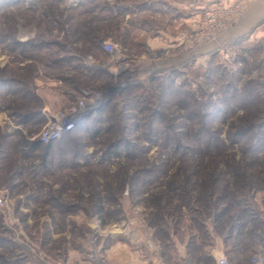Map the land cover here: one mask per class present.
Wrapping results in <instances>:
<instances>
[{
    "label": "rangeland",
    "instance_id": "1",
    "mask_svg": "<svg viewBox=\"0 0 264 264\" xmlns=\"http://www.w3.org/2000/svg\"><path fill=\"white\" fill-rule=\"evenodd\" d=\"M144 1L95 0L97 7L110 4L113 8L111 12L96 8L100 18H95L96 13L81 12L91 6L85 0H0V78L15 80L13 86L0 85V189L6 197L5 206L0 209V264H196L187 254L184 241L176 236L175 248L163 256L162 245L148 221L154 218L158 204L168 200L160 180L166 182V171L173 174L182 169L191 173L200 168L196 171L202 176L207 174L205 167L227 176L232 190L245 196L250 206L239 239V247L245 250L227 254L225 249L233 247V241L225 243L217 237L209 252L215 258L227 255L230 264H250L254 253L264 251V136L257 143L252 132L249 137L256 141L251 139L247 145L228 142L223 152L198 160L174 156L177 140L167 143L165 138L167 133H173L172 126L176 131L182 130L185 114L189 109L193 113L197 98L209 101L224 97V86L229 81H235L238 96L251 89L249 86L244 90L243 86L252 79L260 92L250 90L244 108L228 113L224 121H212L208 124L210 130L219 131L228 141L235 127L250 125L264 115V26L242 40L225 38L224 33L223 38L230 40V53L227 49L222 53L220 47L211 43L209 50L204 52L202 47L192 54L180 41L181 32L197 19L189 8L191 0L185 1V8L193 20L180 26L166 20L167 16L174 19L175 13L166 16L156 9L162 8L160 4L145 8ZM81 27L85 31L93 29L96 39L90 34L84 37ZM162 29L175 38V45L169 43L171 48L149 42L155 36L165 39V35H160ZM36 37L56 43L37 50L18 44ZM105 41L114 43L117 52L99 54L94 43L101 42L104 47ZM59 45L64 46L63 51ZM181 52L188 57L182 59L178 56ZM62 56L74 58L61 64H44ZM178 68L171 76L175 87H181L186 97H191L185 102L189 108L178 103L177 96L171 100L163 97L164 106H157L166 116L162 122L151 120V109L160 101L156 98L161 92L158 83L152 82L131 96H149L150 101L146 102L151 109H140L133 99L115 97L100 119L94 120L97 133L90 130L73 136L80 153L73 163V156L62 149L56 151L55 160L52 155L47 157L49 164L44 168L42 149H31L29 143L21 141L38 138L51 114L67 109L82 91L103 94L101 106L90 119L103 107L107 92L119 94L130 81L147 79L158 70ZM98 70L108 76H97ZM122 83L126 86L120 92L109 90ZM10 87L26 88L31 95L24 98L23 90L13 93ZM15 110L42 114L32 118L36 121L28 119V123H23L20 116L11 115ZM199 121L197 116L190 118V126L199 128ZM181 135L179 144H187L188 138ZM127 140L133 146L130 157L122 148L118 155L110 152L112 143ZM251 144L252 148L246 151ZM64 154L66 159L62 161ZM154 165L157 169L152 173L135 172ZM156 171L162 176H154ZM156 196H162L160 202ZM99 200L103 209L99 208ZM254 231L262 239L253 241Z\"/></svg>",
    "mask_w": 264,
    "mask_h": 264
},
{
    "label": "trees",
    "instance_id": "2",
    "mask_svg": "<svg viewBox=\"0 0 264 264\" xmlns=\"http://www.w3.org/2000/svg\"><path fill=\"white\" fill-rule=\"evenodd\" d=\"M8 1L9 0H6V2ZM86 1L90 2L91 6L85 7V9L81 12L94 14L96 13V8L101 9V11L103 12L105 11V9L108 10V12H111L113 10L110 4H106L104 8L94 5L93 2L95 0H85V2ZM98 14L99 13L94 14V17L100 18ZM81 29L83 30L84 37L88 34L92 35V33H94V30L92 28V32L90 30L85 31L83 27H81ZM96 37L97 35H92L93 40L96 39ZM243 38H241V40ZM55 43L56 42L54 41L49 42L44 38L36 37L33 40L21 41L18 44H20L22 47H28L30 50H37L38 48L43 49L44 47ZM59 46L61 47L60 50L63 51L64 46ZM94 46L98 47V49L100 50L99 54H103L106 56L108 55L109 52H107L104 47H102L101 42L94 43ZM71 58L73 59L74 57L62 56L59 57L58 60H55V62H49L48 60H46L44 64H61L65 63ZM186 64L188 65V63ZM186 64L184 63V65ZM176 70L180 69H172L171 71L158 70L154 75L149 76L147 79L130 81L127 83V87L119 94L107 92L105 95L103 107L97 110L93 118L85 119L70 133L64 135L54 142L43 143L39 138L33 139L32 141H26L27 139H23L21 141L22 143L23 141L29 143L31 149H42L43 152L41 155V164L44 168H46L49 164L47 157L52 155L55 160L56 151H60L62 149L67 150L68 154H71L74 157H70L72 158L71 163H73L76 160L75 158L80 156L78 144H76L77 142H75L73 136H75V134H80L82 132L90 130H93V132L97 133V128L93 125L94 120L100 119V114L108 109L110 103L113 101V99H115V97H124L123 100L126 98L127 101L133 99L135 101L134 104L136 106H140V109L143 106L147 107V102L150 101L149 96H141V94L140 97L137 98L131 96L135 95L134 93L140 87H148V85L152 84V82H157L158 89H160L161 92L160 97L156 99H159L160 101H156L153 104L154 109L147 107L151 109L152 121L162 122L166 119L164 111L161 108L157 107L160 104H163L161 102V99L163 97H165L166 100H171V97L177 96L178 103H180L182 106L186 104V106L188 107V104L185 102L191 99V97L187 98L185 95L186 92L181 89V87H175L176 84L174 83V78L171 76V72H174ZM96 75L99 77L108 76V74L103 70H98ZM221 75L222 73L219 72L220 78ZM208 78H210L209 75H207V79ZM14 81V79L13 81H4L3 78H0V85H7L9 83L11 86H13ZM258 84L259 83H257V85ZM262 84L264 85V83ZM249 86L251 89L248 90L246 87L249 88ZM224 87L225 96L222 98H216L213 100L210 99L209 101L197 98V102H195L196 109L193 111V113H190L189 109V112L187 111V113L185 114L184 120H186L182 124V130L176 131L175 126H172L171 129L173 133H167L165 138L167 139V143H170L172 139L177 140L174 144L175 147L173 148L172 152L174 156L180 154V156L196 158L197 160L202 159L208 154L223 152L224 150H226L228 142L232 144H241L243 142L247 145V142L251 139L253 141H256V138L249 137L250 133L252 132H255L256 134L257 143L260 142L258 141V139L264 136L263 114L250 125L242 124L235 127L234 131L232 132L231 138L229 137L227 139L228 141H225V139L220 136L219 131H213L209 129L208 124L212 121L214 122L218 118L224 121L226 120L225 117L228 113L236 111L240 108H244V104L250 98V90L252 92L255 89V93L260 92V88L256 86L253 79L250 80L246 86H243V89H247V92L242 96L237 95L238 90L235 81H229L225 84ZM10 90L13 91V93H17L18 91L23 90L22 92H25L23 95L24 98L31 95V93L28 92V89L26 88L13 89V87H10ZM0 93H2L1 90ZM168 102H166V104L170 105V103ZM15 114H17V116H20L21 122L28 123V119L34 121L38 120L32 118L41 116L42 113L36 110H30L25 113L19 112L17 110L11 112V115ZM196 116L200 119L199 128L190 126V118L195 119ZM156 135L159 136L157 132ZM180 135L188 138L187 144H179V139H181ZM109 148L112 150L110 152H117V155L118 152H121L122 148L123 150H125V152H127L126 155L128 157L131 156V152L133 150L132 143L129 140L121 143H112ZM250 148H252V144L246 147V151L250 150ZM253 148H255V146ZM64 153L66 154L65 151ZM65 154L64 157L61 158L62 161H65L66 159ZM256 157H258V155ZM50 162L53 161L50 160ZM155 169H157V165H154L153 167H141V170H136L135 172L152 173ZM159 169V171H162L161 167H159ZM199 169L200 168H197L196 170ZM196 170L191 173H185L182 169H178V171L173 174H168L167 171H162V173L165 172L164 178L165 176L167 177L165 179L166 182H164L163 179H160L162 180V189H164L162 191L168 195V200L166 203L158 204V208L154 214V218L150 219L148 221V224L155 229L153 235L157 240H159L162 245L160 252L163 256L169 253L170 248H175L174 237L176 236L184 241L187 254L196 264H203L202 261L204 260H213V264H216V258L211 254V252H209V249L215 245L217 237H221V239L225 243H227L228 241H233V247L225 249V253L227 254H229V252L231 251L240 252V250H245L244 248L239 247V239L240 236L244 233L242 227L244 226L243 221L250 214V206H248L249 203L245 196L232 190L231 181L227 176H221L215 171L207 170V167H205L204 169L207 171L206 175L201 176V172ZM154 176L159 177L162 175H159L156 171ZM198 177H200L201 179H196ZM197 189L199 191H197ZM161 197L156 196V200L160 202ZM99 204H101V200H99L98 205ZM99 208L103 209V206L101 207V205H99ZM220 225L224 226L225 228L223 227L222 230L218 229ZM256 234L257 233L255 231L251 233L253 241H255L257 238L262 239L263 236ZM245 247L248 248L249 246ZM175 255L181 257L178 252H176Z\"/></svg>",
    "mask_w": 264,
    "mask_h": 264
},
{
    "label": "built area",
    "instance_id": "3",
    "mask_svg": "<svg viewBox=\"0 0 264 264\" xmlns=\"http://www.w3.org/2000/svg\"><path fill=\"white\" fill-rule=\"evenodd\" d=\"M189 8L191 14L197 19L192 27L181 32L180 41L184 49L188 53L195 54L205 45L215 43L222 53L225 49L230 53L228 49L230 40L223 38V34L239 24L245 12L244 5L236 2L228 6L223 0H191ZM103 46L109 53H116L118 50L116 45L109 41H105ZM102 101L101 92L82 91L77 100L67 109H60L51 114L38 138L43 143L60 139L87 119L101 106ZM5 202V194L0 189V209H3ZM263 261L264 251H259L252 255L250 264H264ZM216 264H230L227 255L216 256Z\"/></svg>",
    "mask_w": 264,
    "mask_h": 264
},
{
    "label": "crops",
    "instance_id": "4",
    "mask_svg": "<svg viewBox=\"0 0 264 264\" xmlns=\"http://www.w3.org/2000/svg\"><path fill=\"white\" fill-rule=\"evenodd\" d=\"M185 1L186 0H146L145 8L155 6V4H160L162 8H156L157 10L161 12H165L166 16L169 14H174V19L169 20L170 18L167 16L166 20L173 25H188L190 21L193 19L190 18V13H188L187 9L185 8ZM225 5H232L236 2H240L244 5L245 12L244 15L239 22V24L231 29H229L225 34L224 37H230L232 39H241L243 37L248 36L250 33L253 34L256 28L264 26V0H223ZM172 16V15H171ZM173 18V17H172ZM262 23V24H261ZM168 27V26H167ZM161 36L166 37L160 38V37H154L150 38V43H156L158 45H162L161 47L165 46L168 48H171L169 46V43L172 45H175V38L172 36H169L166 32V30H161L160 32ZM251 34V35H252ZM160 40V41H159ZM165 42V43H164ZM170 44V45H171ZM213 45H211V48ZM175 48V47H174ZM207 49H210L209 45H206L202 48V51H207ZM178 56H181L182 59H185L188 57L186 53L181 52ZM144 263L143 261L141 264Z\"/></svg>",
    "mask_w": 264,
    "mask_h": 264
},
{
    "label": "water",
    "instance_id": "5",
    "mask_svg": "<svg viewBox=\"0 0 264 264\" xmlns=\"http://www.w3.org/2000/svg\"><path fill=\"white\" fill-rule=\"evenodd\" d=\"M126 84L122 83L119 86L111 87L109 90L112 92H120L123 88H125Z\"/></svg>",
    "mask_w": 264,
    "mask_h": 264
}]
</instances>
